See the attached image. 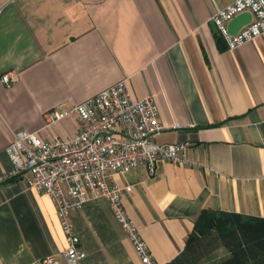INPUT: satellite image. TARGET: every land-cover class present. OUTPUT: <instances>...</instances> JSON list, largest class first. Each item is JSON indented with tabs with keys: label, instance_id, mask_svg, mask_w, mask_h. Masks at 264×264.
Returning a JSON list of instances; mask_svg holds the SVG:
<instances>
[{
	"label": "crops",
	"instance_id": "obj_1",
	"mask_svg": "<svg viewBox=\"0 0 264 264\" xmlns=\"http://www.w3.org/2000/svg\"><path fill=\"white\" fill-rule=\"evenodd\" d=\"M233 0H13L0 8V175L19 131L70 138L66 112L127 78L134 98L151 96L166 129L159 143L185 142L189 160H160L151 173H114L129 186L122 206L156 264H264V33L228 49L209 20ZM3 0H0V3ZM218 38L220 41H218ZM58 119L49 123V115ZM173 126H177L173 128ZM203 210L216 222L193 239ZM70 219L85 257L79 264H142L104 197ZM243 222L249 223L245 228ZM64 235L51 198L0 183V264H41Z\"/></svg>",
	"mask_w": 264,
	"mask_h": 264
},
{
	"label": "built area",
	"instance_id": "obj_2",
	"mask_svg": "<svg viewBox=\"0 0 264 264\" xmlns=\"http://www.w3.org/2000/svg\"><path fill=\"white\" fill-rule=\"evenodd\" d=\"M12 1L3 0L0 8ZM242 12H249L251 20L234 35L228 34L227 23ZM209 20L225 46L234 49L264 33V0H233L216 10ZM16 78L12 71L0 74V86L9 87ZM126 83L127 78L120 79L66 112L78 120L79 128L74 136L42 140L36 132L19 131L13 134V141L5 150L12 170L0 175V183L18 177L24 189L51 198L64 235L61 256L65 264H79L85 257L70 214L95 197L108 200L140 262L156 264L122 206L121 195L130 191V187L110 183L109 178L114 173L138 167L152 173L160 160L198 164L187 157V143L157 142L166 129L159 121L157 105L151 96L132 97ZM59 117L53 112L48 117L49 123ZM40 263L60 264V261L50 255Z\"/></svg>",
	"mask_w": 264,
	"mask_h": 264
},
{
	"label": "trees",
	"instance_id": "obj_3",
	"mask_svg": "<svg viewBox=\"0 0 264 264\" xmlns=\"http://www.w3.org/2000/svg\"><path fill=\"white\" fill-rule=\"evenodd\" d=\"M218 41L219 38H218ZM220 214L218 212H212V211H209V210H203L198 218V220L196 221V224H195V228H194V231L192 232L191 235H189L188 237V240H190L193 236V234L197 231V232H202L204 230H206L207 228L210 227L211 223L213 224V222H216V216ZM260 239L259 240H256L255 243L257 245H264V237H259ZM262 240V241H261ZM245 244H247L245 242Z\"/></svg>",
	"mask_w": 264,
	"mask_h": 264
},
{
	"label": "water",
	"instance_id": "obj_4",
	"mask_svg": "<svg viewBox=\"0 0 264 264\" xmlns=\"http://www.w3.org/2000/svg\"><path fill=\"white\" fill-rule=\"evenodd\" d=\"M250 20H251V14L249 12H242V13H239L238 15L234 16L227 23V31H228V34L234 35L235 33H237V31L241 27H243L244 25H246L247 23H249ZM213 26H215V25L213 24ZM216 31H217V29H216Z\"/></svg>",
	"mask_w": 264,
	"mask_h": 264
},
{
	"label": "rangeland",
	"instance_id": "obj_5",
	"mask_svg": "<svg viewBox=\"0 0 264 264\" xmlns=\"http://www.w3.org/2000/svg\"><path fill=\"white\" fill-rule=\"evenodd\" d=\"M243 225L245 226V228H248L249 227V223L247 222H243ZM211 227V226H210ZM256 227H260V228H264V222H260V223H257L256 222ZM197 233L200 234V232H195L192 236V238L194 239L196 236H197ZM191 238V239H192ZM260 238L259 237H251V236H248L247 233H244V236H242V240H244L245 242L247 243H253L255 240H259ZM264 240V239H263ZM262 241V240H261ZM264 242V241H263Z\"/></svg>",
	"mask_w": 264,
	"mask_h": 264
}]
</instances>
